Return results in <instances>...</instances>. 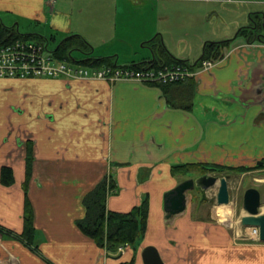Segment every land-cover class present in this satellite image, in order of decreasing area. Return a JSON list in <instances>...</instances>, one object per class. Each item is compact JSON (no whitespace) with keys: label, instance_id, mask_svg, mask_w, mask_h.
<instances>
[{"label":"crops","instance_id":"obj_1","mask_svg":"<svg viewBox=\"0 0 264 264\" xmlns=\"http://www.w3.org/2000/svg\"><path fill=\"white\" fill-rule=\"evenodd\" d=\"M122 1L138 6L154 2L161 11L175 6L184 10L172 33L155 28L142 33V47L151 48L148 41L161 37L172 55L194 61L206 41H232L211 67L197 69L189 108L169 105L159 86L133 79L0 77V170L10 166L14 175L11 185L0 181V225L11 231L0 232V264H49L46 259L51 264H143L142 251L148 245L158 249L165 264H239L240 252H255L257 246H235L222 225L191 217L174 219L186 207L167 218L164 193L181 177L172 174L174 165L256 168L247 174L264 171V41L261 36L248 40L237 35L255 14L264 35V0ZM117 2L0 0V19L18 29L17 20H34L43 28L29 26L27 32L46 36L49 31L55 40L59 33L61 38L80 34L90 43L86 24L77 23L80 16L89 18L92 13L109 19L107 27L115 35ZM191 4H200L199 11ZM202 11L207 22H193ZM5 17L17 20L7 24ZM160 17L170 19L168 14ZM109 55L119 62L117 53L94 56ZM152 58L153 52L122 66ZM28 148L32 246L44 257L19 238ZM109 174L117 191L107 197V209L126 212L146 196L149 202L145 235L135 246L115 252L119 255L99 247L77 224L86 215L84 195ZM260 197L259 210L264 213V190ZM222 215L229 221L231 214Z\"/></svg>","mask_w":264,"mask_h":264},{"label":"trees","instance_id":"obj_2","mask_svg":"<svg viewBox=\"0 0 264 264\" xmlns=\"http://www.w3.org/2000/svg\"><path fill=\"white\" fill-rule=\"evenodd\" d=\"M253 15L251 17L250 26H242L237 35H243L248 40L255 36H263V25L260 17ZM23 37L37 41H48L45 35L35 32H21L16 25H6L0 19V44L7 43L15 38ZM54 39V36H51ZM261 37L260 40H263ZM232 41L231 39L221 41H206L204 43L201 55L194 61L180 59L172 55L165 47L161 37L155 36L151 43L153 58L149 61L140 63H132L131 66L141 67L142 65L152 62L154 65L163 64H186L191 69H196L203 60H217L223 57L225 48ZM54 55L61 60L72 61L83 65L92 66H115V56H94L93 47L80 34H70L59 39L55 47L52 49ZM78 55V56H76ZM192 79L167 84H155L159 86L167 98L169 105L189 108L193 100V82ZM30 148V146H29ZM28 148V149H29ZM31 149L28 150L26 158L25 171V211H24V227L19 234V238L32 250L44 257L36 247L32 246L35 228L33 225V209L27 196V182L31 176L32 170V154ZM187 170H204L206 171H225V172H244L250 170V167L239 166L229 167L218 164H181L174 165L171 168L173 175H179ZM0 181L4 185H11L14 182L13 170L10 166H2L0 170ZM117 191V184L112 175L104 176L97 185L87 192L83 197V204L86 208L84 218L77 221L80 229L88 236L92 237L99 247L105 248L111 253L117 251L118 246L131 245L135 246L143 238L147 228V218L149 210V202L147 196L142 201L133 206L129 211L120 212L107 209V197ZM0 232L10 234V230L0 225ZM46 261L51 264L50 261Z\"/></svg>","mask_w":264,"mask_h":264},{"label":"rangeland","instance_id":"obj_3","mask_svg":"<svg viewBox=\"0 0 264 264\" xmlns=\"http://www.w3.org/2000/svg\"><path fill=\"white\" fill-rule=\"evenodd\" d=\"M194 4V3H193ZM191 4V8L195 11H199L198 8L200 4ZM118 13L116 21H114L116 34L114 35V29H109L107 27V23L109 19H103L98 16H93L90 14L88 18L87 14L84 16H80L79 24H86V29L88 30L90 36V43L93 45L94 51L93 55H103V54H112L117 53L119 55V65L127 64L132 58L140 59L143 56H150L152 54V50L149 47H142V41L145 40L141 38V34L146 32V30H152L155 28L157 31L170 30V33L177 29L179 21L178 19L183 16L184 10L178 9L177 6L170 7L169 11H161V9H156V4L153 3H145V5L138 6L136 4L129 2H123L122 0H118ZM230 5V4H229ZM159 12H162L159 13ZM205 11H202L200 15L194 16V21L203 20L207 22L205 19ZM226 13V12H223ZM168 14L170 15V19H162L160 16ZM102 19H100V18ZM125 17V19H123ZM197 17H199L197 19ZM17 18V17H16ZM212 18V17H211ZM215 18V17H213ZM7 24H13L17 19L11 20L8 17H5ZM186 20H189L186 18ZM20 22V31L25 33L29 26L31 29L43 28V24H38L37 21L34 20H25L19 19ZM125 22V23H124ZM218 23H221L218 21ZM47 30L48 25H44ZM126 28V29H125ZM29 31V30H28ZM55 35V34H54ZM61 34H58L57 39H53L48 31L46 36L49 38L48 47L49 49H53L56 43L59 41ZM115 36V37H114ZM110 37V39H109ZM192 39V38H191ZM226 51H224L225 54ZM201 54V51L199 55ZM78 56V55H76ZM127 62V63H124ZM188 82V80L186 81ZM225 172V171H204V170H187L186 172H182L179 175L181 177L178 180L180 182L192 178L195 179L199 175L203 174H215L218 177L228 175V189L230 195V202L228 204L218 205L216 204V186L210 188L211 190H207V199L202 198V190L199 187H194L192 190L186 192V210L178 215L173 216L174 219H183L182 221H189V217L193 220L199 219L202 222H206L207 225H222L229 232L231 236V242L235 246H239L248 249V247L257 246L255 248V252H240V263L239 264H264V242L256 241L254 239H237L235 237L236 231H238L241 226L240 217L245 214V211L242 207L243 195L246 189L250 187H254L261 191L264 190V171L260 172H251L247 174L246 172ZM237 173V174H235ZM259 176V177H257ZM257 179V180H256ZM228 206V207H226ZM232 211L229 221L222 220L223 215L226 211L224 208H229ZM220 210V213H219ZM190 211V213H189ZM172 217V216H171ZM169 217V218H171ZM173 219V218H171ZM170 219V220H171ZM188 219V220H186ZM238 229V230H237ZM126 246V245H125ZM124 246V247H125ZM118 253H121L118 251ZM116 254V253H115ZM119 255V254H116ZM247 257L245 263L242 261L243 257ZM250 257V261L248 260ZM263 258V259H262ZM253 260V261H252ZM178 264V263H177ZM192 264H199L197 262H193Z\"/></svg>","mask_w":264,"mask_h":264},{"label":"built area","instance_id":"obj_4","mask_svg":"<svg viewBox=\"0 0 264 264\" xmlns=\"http://www.w3.org/2000/svg\"><path fill=\"white\" fill-rule=\"evenodd\" d=\"M214 61L205 59L199 69L211 67ZM196 69L186 64L154 65L152 62L141 67L131 65L92 66L58 59L48 47V42L15 38L0 44V77L1 78H92L108 81L118 79H133L149 84H167L186 81L193 78ZM239 229V230H238ZM235 233L237 239L259 240V230L256 226H240ZM118 251L123 252L124 246Z\"/></svg>","mask_w":264,"mask_h":264},{"label":"water","instance_id":"obj_5","mask_svg":"<svg viewBox=\"0 0 264 264\" xmlns=\"http://www.w3.org/2000/svg\"><path fill=\"white\" fill-rule=\"evenodd\" d=\"M228 175L218 177L215 174L199 175L195 179L189 178L164 193V210L169 218L182 212L186 207V192L194 187L202 190V198L207 199V190L216 186V203L228 204L230 195L228 189ZM261 197L258 189L250 187L243 195L242 207L245 211L240 217L243 226H256L259 229V240L264 242V213L260 212ZM143 264H165L158 249L154 245L146 246L142 251Z\"/></svg>","mask_w":264,"mask_h":264},{"label":"bare ground","instance_id":"obj_6","mask_svg":"<svg viewBox=\"0 0 264 264\" xmlns=\"http://www.w3.org/2000/svg\"><path fill=\"white\" fill-rule=\"evenodd\" d=\"M209 190H211V189H209ZM209 190H208V191H209ZM208 191H207V192H208ZM226 207H228V206H226ZM224 209H225V211H226V213H227L226 218H229V215H230L231 212H232V211L230 210V207H229V208H224Z\"/></svg>","mask_w":264,"mask_h":264}]
</instances>
